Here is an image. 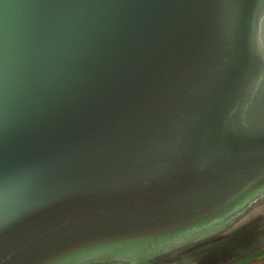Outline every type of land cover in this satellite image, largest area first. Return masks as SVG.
<instances>
[{"label":"water","instance_id":"obj_1","mask_svg":"<svg viewBox=\"0 0 264 264\" xmlns=\"http://www.w3.org/2000/svg\"><path fill=\"white\" fill-rule=\"evenodd\" d=\"M263 223L264 0H0V264H264Z\"/></svg>","mask_w":264,"mask_h":264},{"label":"flooded vegetation","instance_id":"obj_2","mask_svg":"<svg viewBox=\"0 0 264 264\" xmlns=\"http://www.w3.org/2000/svg\"><path fill=\"white\" fill-rule=\"evenodd\" d=\"M260 227L264 228V223L260 225Z\"/></svg>","mask_w":264,"mask_h":264},{"label":"trees","instance_id":"obj_3","mask_svg":"<svg viewBox=\"0 0 264 264\" xmlns=\"http://www.w3.org/2000/svg\"><path fill=\"white\" fill-rule=\"evenodd\" d=\"M254 213H256V212H254Z\"/></svg>","mask_w":264,"mask_h":264}]
</instances>
